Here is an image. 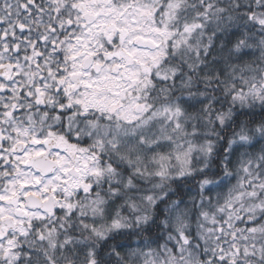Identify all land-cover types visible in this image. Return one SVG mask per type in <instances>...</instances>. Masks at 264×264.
Wrapping results in <instances>:
<instances>
[{"label": "snow or ice", "instance_id": "1", "mask_svg": "<svg viewBox=\"0 0 264 264\" xmlns=\"http://www.w3.org/2000/svg\"><path fill=\"white\" fill-rule=\"evenodd\" d=\"M0 264H264V0H0Z\"/></svg>", "mask_w": 264, "mask_h": 264}]
</instances>
